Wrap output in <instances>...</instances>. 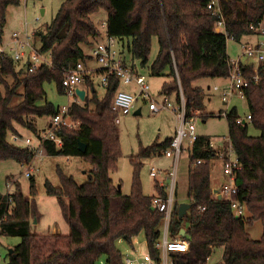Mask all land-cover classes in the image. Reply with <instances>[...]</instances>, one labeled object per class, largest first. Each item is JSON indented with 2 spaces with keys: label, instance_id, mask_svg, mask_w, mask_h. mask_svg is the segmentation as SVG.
<instances>
[{
  "label": "trees",
  "instance_id": "16d2710c",
  "mask_svg": "<svg viewBox=\"0 0 264 264\" xmlns=\"http://www.w3.org/2000/svg\"><path fill=\"white\" fill-rule=\"evenodd\" d=\"M18 3L19 0H0V43L6 9ZM208 3L209 0H63L45 32L37 30L35 33L41 52L50 54L51 66L42 65L33 72L22 68L16 71L17 64L9 56L0 59L3 86L0 92V161L15 160L28 165L33 160L32 151L11 142L10 135L18 133L17 126L37 134L29 119L51 118L57 113L58 109L50 103L37 105L45 96L43 86L53 82L63 94L64 71L79 62L84 63L88 57L81 46L100 36L91 19L100 10L107 13L106 35L118 42L130 39L128 50L142 65L149 59L152 38H157L158 53L149 71L167 78L161 94L174 97L177 104L182 94L186 114L200 113L205 120L207 116L202 111L206 92L215 93L213 87L223 85L230 69L227 39L224 34L215 32L216 17L207 8ZM219 3L225 32L237 41L253 35L250 26L264 19V0H219ZM243 71L248 78L252 77L250 65H245ZM202 80H219V83L205 90L198 85ZM118 84L110 76L103 97L98 98L92 80L87 77L90 95L85 96L82 104L73 103L70 108L72 119L80 123L78 129L58 132L63 143L60 148L53 142H47L44 147L47 155L79 156L92 164L88 180L82 185L63 173H59L60 187L45 183L47 194L58 201L69 234L31 233V221L39 218L36 201L27 199L19 186L13 194L0 195V236L20 239L8 254V264H96L102 256L106 257L107 264H124L117 242L130 243L139 235H143L146 249L152 256H158L155 244L162 234L163 215L153 208V196L146 197L142 193L138 179L139 160L162 154L170 139L140 147L138 155L131 159L135 171L131 194L122 195L110 177L121 156L115 113L110 108ZM19 88H23L21 100L12 104ZM244 97L250 122L236 124L235 107L229 110L226 119L229 138L242 165L236 178L238 199L245 203L250 216L235 218L229 201L213 196L211 162L216 152L208 147L207 137L199 136L188 148L186 196L190 208L183 218H178L181 203L175 191L168 227L170 238L189 241L190 251L185 255H172L177 259L174 264H208L219 247L223 248L219 264H264V62L259 65L257 82L245 89ZM248 124L259 131L258 136L248 134ZM79 143L86 146L85 153L79 151ZM198 159L201 164L192 165ZM155 189L157 195H166L158 182ZM29 191L35 196L32 179ZM255 222L262 226L259 240L251 239L246 230ZM182 230L184 236L180 235Z\"/></svg>",
  "mask_w": 264,
  "mask_h": 264
},
{
  "label": "rangeland",
  "instance_id": "374dc122",
  "mask_svg": "<svg viewBox=\"0 0 264 264\" xmlns=\"http://www.w3.org/2000/svg\"><path fill=\"white\" fill-rule=\"evenodd\" d=\"M63 0H29L27 4L24 0H19L16 5H9L6 9V23L3 29V42L1 44H7L11 39L13 33L16 32H37V30L44 31L47 26L54 19L57 14ZM92 21L99 30L100 36L91 39L90 44L81 46L83 52L88 55L92 54V51L100 43H106V30L102 26L107 21V13L105 10H100L91 16ZM32 37L35 48L46 58L50 60V54L41 52V46L38 39L35 36ZM250 40L242 37L239 40V44L231 41H227L228 55L231 60L237 59L241 55L240 44L241 43H254L255 37L249 38ZM8 41V42H7ZM9 52V51H8ZM158 53V40L156 37L152 38L151 49L149 53V59L145 65H142L140 60H135L129 54L128 50L125 51L124 55L128 65L131 63L138 70L141 76L146 78L149 84V92L151 97L157 102L162 103L165 99V95L161 94L163 84L167 81L164 76L152 75L149 71V67L156 59ZM242 62H245V58H241ZM94 67H99L97 62L92 61ZM20 68L16 67V71ZM8 81L11 80L8 78ZM217 83V82H215ZM212 81L202 80L198 83L203 89L207 90L206 87H212L214 84ZM45 96L42 100H39L37 105L43 106L45 103L52 104L55 108L61 109L67 107L70 103L66 96L59 93L57 85L55 83L44 84ZM93 87L97 92V97L102 98L104 95V89L101 85L100 76L97 75L93 79ZM119 90L130 91L135 93V84L125 85L120 83ZM0 92H3V86L0 83ZM23 88H19L17 96L14 97L12 104H17L21 100ZM211 96H207V95ZM206 110L203 111V115L207 116L204 120L200 113L195 120L196 133L199 136H205L211 140L217 141L219 144H223V139L229 137L228 135V122L225 117H218V110L224 108L221 103L219 96L214 93L206 92ZM170 101L174 100V97L169 98ZM174 102V101H173ZM232 107L236 108V112L239 118L245 119L248 113L247 104L244 99L233 98ZM231 107V108H232ZM93 109V105H90ZM140 108V113L134 115V112L129 115L120 117L119 124L115 125L118 139L120 142L121 156L116 163V171L110 173V177L115 184L116 188L120 189V192L124 196L131 194V188L134 178V167L131 163V159L136 157L139 153L140 147H147L153 144H159L173 135L174 127L176 125L172 113L168 110H161L159 113H151L148 109V104L138 101L136 103V109ZM48 117H33L29 119L35 126L37 134L26 127L17 126L20 136L23 138L37 139L38 134L44 133L42 130L46 129V122ZM74 127L72 130L78 129L80 123L73 121ZM248 134L256 137L259 135L252 125L248 124ZM18 145H24L23 141L19 142ZM186 147L189 143L185 142ZM163 154H156L148 159H141V163L138 179L141 184L142 193L146 197H152L157 195L155 185L157 181L163 182V176L157 177L158 180L150 177L149 172L152 167L157 170H166L172 166V160L167 159ZM214 161V160H213ZM211 162L213 173L214 162ZM188 152H184L178 163L177 180H176V194L177 200L180 203H188L187 199V176H188V165H189ZM30 170L28 171L27 164H21L15 160H2L0 161V195L6 196L13 194L17 190V186L20 187V192L27 198H33L36 201L38 208L39 218L31 221L30 232L38 235H67L69 234V226L62 216L58 201L56 197L48 195L45 188V183L49 182L54 187H60L61 182L59 173H63L67 176L72 177L77 185H82L88 180V176L92 170V164L88 159L79 156H62L56 155L51 156L46 153L42 157L33 159L30 163ZM26 172L30 173V177L25 175ZM34 181L35 196L30 195V180ZM12 188L8 189L10 182L14 183ZM67 203V199H64ZM250 216L247 212V217ZM184 227L187 228V224L184 221ZM164 229V221L161 231ZM251 239L259 240L262 235V226L260 222H255L251 226L246 227ZM20 242L18 237H6L0 236V250L2 251V258L0 264H8V252L13 250L14 246ZM116 247L124 258L132 253L145 252L146 245L143 235L135 236L131 239L130 243L123 240H119ZM223 248H216L209 260L208 264H219L222 261ZM174 261L175 258L173 259ZM96 264H107L106 257L102 256L98 259Z\"/></svg>",
  "mask_w": 264,
  "mask_h": 264
},
{
  "label": "built area",
  "instance_id": "2783aa9c",
  "mask_svg": "<svg viewBox=\"0 0 264 264\" xmlns=\"http://www.w3.org/2000/svg\"><path fill=\"white\" fill-rule=\"evenodd\" d=\"M27 1L29 0H24V3L26 4ZM219 4V0H209L207 5V8L216 17L214 30L216 33L224 34L227 41L237 42L233 36H229L225 32V22ZM102 26L106 30V23H103ZM249 29L253 33L251 36L255 37L256 41L251 44H240L241 55L235 60H229L230 69L227 79L222 86L215 85L213 87V91L219 96L224 106L218 113L220 117H227L234 97L245 100L244 91L252 82H257L259 65L264 62V19L256 25H251ZM34 34L35 32L25 31L22 34L12 35L7 44L0 43V59L9 56L19 68L27 72H33L42 65L51 66V61H47L35 48L32 41ZM117 42L115 38L106 35V43L98 44L91 54L100 67L102 87L105 88L107 86L110 76H113L119 84L135 83L137 86L135 94L119 89L116 91L110 106L111 110L115 113L114 124H119L120 117L134 112L136 110V103L139 100L148 104V109L151 113L157 114L161 110L170 111L176 123L175 134L162 152V156L172 160V166L163 171L152 167L149 172L150 177L155 180L157 177L163 176V182L161 181L158 184L166 193L165 196L154 195L152 198L153 208L162 213L164 221V229L155 244L158 256L154 258L151 252L146 249L145 252L132 253L125 256L123 261L124 264H174L172 255H185L190 251L189 241L180 237L176 239L170 238L168 227L175 201L177 170L180 157L184 152H188L189 146L199 139L194 123L198 115L188 116L186 114L182 94H180V103L178 104L170 101L167 97H165L162 103H157L150 95L149 84L146 78L122 62L116 49ZM241 58H245L246 61L242 62ZM245 65L251 66L252 77L250 78L243 71ZM87 73L88 71L81 62L65 70L61 87L64 96L70 101L69 105L58 109L57 113L51 117L49 128L44 133L38 134L36 136L37 139L34 140L28 137L23 140L20 135L12 134L10 135V141L16 144L23 141L24 145L32 151V159L43 156L44 147L47 142H53L57 148H60L63 143L61 137L58 136V132L62 129H72L74 127V123L71 120L70 108L73 103L81 102L76 90L81 89V86L85 83ZM250 120L251 116L247 114L245 119L237 117L235 123L245 125ZM186 141L189 143L188 147L185 145ZM216 143L217 141L211 139L207 142L208 147L212 150L215 148ZM216 157L222 164V174L225 177V182L221 185L219 192H215L213 196L228 200L235 218L247 216L245 203L238 199L239 187L236 183L237 174L242 170V165L235 154L229 137L224 139L222 149L216 152ZM198 164H201V160L199 159L194 161L192 165L196 166ZM27 168L29 171V164ZM25 175L30 177L29 172H26ZM15 182L8 184L9 190ZM1 258L2 251L0 250V262Z\"/></svg>",
  "mask_w": 264,
  "mask_h": 264
},
{
  "label": "crops",
  "instance_id": "0c3cea01",
  "mask_svg": "<svg viewBox=\"0 0 264 264\" xmlns=\"http://www.w3.org/2000/svg\"><path fill=\"white\" fill-rule=\"evenodd\" d=\"M28 2V1H27ZM27 4V3H26ZM15 34H22V32H16V33H13L12 35H15ZM12 37V36H11ZM251 37H253V36H248V37H244V38H246V39H248V40H250L249 38H251ZM3 40H5V38L3 39V37H2V42H3ZM10 40V39H9ZM1 42V43H2ZM8 42V41H7ZM235 43H238L239 44V41H237V42H235ZM129 45H130V39H124L123 41H120V42H117V45H116V49H117V52H118V54L120 55V58H121V60H122V62L126 65V66H129L132 70H134L136 73H138L139 74V72H138V70L133 66V64L131 63L130 65H128V63H127V59H126V57H125V55H124V53H125V51L127 52V50H128V47H129ZM128 52H129V54H130V51L128 50ZM227 53H228V50H227ZM85 54V53H84ZM86 55V54H85ZM88 58L85 60V62L84 63H82L83 64V66H84V68L88 71V73H87V75H86V78L87 77H89L91 80H92V82H93V79H94V77L95 76H97V75H101V71H100V67H94L93 65H92V61H94V59H93V57H92V55L91 54H88V55H86ZM229 56V55H228ZM230 58V57H229ZM231 60V59H230ZM140 75V74H139ZM212 82H217V83H219V80H212ZM133 84H135V83H133ZM216 84V83H215ZM125 85H130V84H125ZM119 86H120V84H118V89H119ZM81 89L82 90H84L85 91V96H89L90 95V89L87 87V85H86V81H85V83L81 86ZM103 89L105 90V88L103 87ZM95 90V89H94ZM211 90V89H210ZM136 91H137V86H136V84H135V93H136ZM95 92H96V90H95ZM126 92H129V93H132V92H130V91H126ZM135 93H132V94H135ZM210 93H211V91H210ZM213 93V92H212ZM96 94H97V92H96ZM215 94V93H214ZM64 95V94H63ZM207 96H211V95H207ZM234 98H236V97H234ZM84 99H85V97H84ZM84 101V100H83ZM83 101H81V102H79V104H82L83 103ZM206 97L204 98V112H205V110H206ZM231 107H232V102H231V105H230V109H231ZM58 109V108H57ZM140 108H138V109H136L135 111H134V113L135 112H137V111H139V113H140ZM222 110V109H221ZM202 111V112H203ZM219 111L220 110H218V113H219ZM206 113V112H205ZM218 117H220L219 115H218ZM50 121H51V118L50 117H48V119H47V122H46V129H44V130H42L43 132H45L46 130H47V128H49V125H50ZM78 123V122H77ZM175 127H176V125H175ZM175 127H174V132H173V135L170 137V138H168V139H171L173 136H174V134H175ZM17 132L18 133H16V134H19V131L17 130ZM20 135V134H19ZM205 137V136H204ZM208 139H210V138H208ZM225 139V138H224ZM224 139H223V142H224ZM222 146H223V144H219V143H216V146H215V148H213V150L215 151V152H218L219 150H221L222 149ZM46 153V150H45V148H44V154ZM47 154V153H46ZM166 158V157H165ZM167 159H169V158H167ZM214 160V161H213ZM212 161L214 162V166H215V168H214V170L215 171H213V173L211 174V187H212V189H213V191H214V193L216 192H219V190H220V188H221V185L225 182V177L223 176V174H222V164H221V162H220V160H218L217 159V157H215L214 159H213ZM156 180H158V179H156ZM158 183H160L161 182V180H159V181H157ZM219 198V197H218Z\"/></svg>",
  "mask_w": 264,
  "mask_h": 264
},
{
  "label": "water",
  "instance_id": "95a60500",
  "mask_svg": "<svg viewBox=\"0 0 264 264\" xmlns=\"http://www.w3.org/2000/svg\"><path fill=\"white\" fill-rule=\"evenodd\" d=\"M76 93L81 101L84 100L85 97V91L82 89H77ZM139 111L135 112L134 115H138ZM78 149L81 153H85L86 151V146L83 143H79ZM190 208V205L187 203H181L178 207V218H183V216L186 214L188 209ZM181 236H184V230L181 231L180 233ZM12 250L10 249L8 253H11Z\"/></svg>",
  "mask_w": 264,
  "mask_h": 264
}]
</instances>
